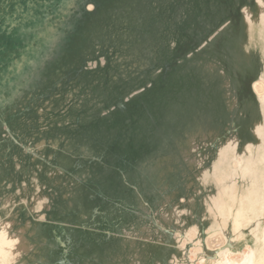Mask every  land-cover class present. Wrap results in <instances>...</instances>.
<instances>
[{"label":"rangeland","instance_id":"obj_1","mask_svg":"<svg viewBox=\"0 0 264 264\" xmlns=\"http://www.w3.org/2000/svg\"><path fill=\"white\" fill-rule=\"evenodd\" d=\"M260 1L0 0V264L20 255L45 264L241 263L264 249V224L259 232L234 233L232 223L223 232L208 230L202 220L214 215L201 213L188 226L200 221L202 229L186 232L174 216L172 229L169 217L158 215L177 208L167 195L197 210L195 194L205 188L193 179L206 177L183 171L222 168L213 167L215 143L228 136L218 85L226 77L233 91L245 68L241 51L224 40L252 20L248 30L256 38L244 60L252 59V75L263 66ZM246 7L252 13L244 18ZM252 79V95H264V80ZM252 114L242 113L253 127L260 119ZM209 118L216 132L194 134L191 165H183L178 153H186V143L177 150L176 138L187 139V123ZM258 147L245 154L253 172L264 171V146ZM169 154L180 172L159 182L153 164ZM62 167L75 175L59 173Z\"/></svg>","mask_w":264,"mask_h":264},{"label":"bare ground","instance_id":"obj_2","mask_svg":"<svg viewBox=\"0 0 264 264\" xmlns=\"http://www.w3.org/2000/svg\"><path fill=\"white\" fill-rule=\"evenodd\" d=\"M246 12H248V10H246ZM256 15H257V19H259L260 21V24L264 25V8L257 9ZM251 22L252 20H249L247 24ZM262 52H263V58H262L263 66L260 69L254 71V76L255 78H262L264 80V46L263 45H262ZM223 78L226 80V83L218 85L219 86L218 93L222 96V102L225 103L226 117H223L224 119L220 121V124L223 127L222 130H224V132H226L228 136H226L227 138L224 137L220 139L222 145L218 144L219 142L215 143L216 144L215 146H217L216 147L217 152L215 154H217L218 156L214 158L215 162L213 163V167H222L223 169L212 168V169H206L204 171H195L192 169H187L183 171L182 174H186L190 176L204 175L206 177L204 181L200 179H193V180L194 182L201 184V186L205 189L204 191H202L201 195L195 194L196 197L199 199L198 203H196L195 205L193 203V205L197 208V210H189L188 207L186 206L187 202L184 203V201H182L179 198H178L179 200L177 201L173 200L171 195H167V199H169L170 204L172 205L175 204L177 208L171 211L169 210L167 211V209L163 210L162 212H159L158 215L168 216L169 218L167 221L171 222L170 225L172 226L170 227L172 229L176 228V226H173V222H172V219L175 217L174 218L175 221L178 224L182 225V227L186 229V232L187 231L189 232L193 228H195L198 231L197 228H201L198 226L199 223H201L200 221L197 223L193 221V223L197 224L196 226L193 227L188 226V224L190 225L189 223L190 220L192 222V219H194L193 215L196 217L201 213L214 215L213 220H210V218L209 221L206 220L207 218L202 220L206 225L205 227L209 228L208 230L219 228V230L223 232L226 230L228 224L232 223L234 233H240L241 230L244 229L245 227L254 229L256 232H259L260 228L262 227V224H264V191L261 190V185L264 184L263 183L264 179L263 178L249 179V181L244 179L246 176H253L254 174L261 175L262 177H264V171H257V172L251 171L252 170L251 164L246 162L245 160L246 159L245 154L247 151L253 149L254 147L259 148L258 147L259 145L264 146V135L261 131L262 129H264V95L261 92H257L259 96H256L255 98L254 95H252L250 87L248 86V81H247L248 79L239 80L238 78V81H236V89H234L233 91H229L227 88L229 86L228 84H230L229 79L226 77ZM257 85L259 86L260 83H257L256 85L253 86L256 87ZM257 89L255 91H258ZM236 93L237 96L239 95L238 99H236L235 96L233 97V95ZM260 93L263 95L262 97H260L261 96ZM240 96H243V98L239 99ZM240 104H242V106H240ZM251 109L253 112L252 119L254 120L260 119V121L257 122L255 126H253L255 127V130H251L253 135L255 136L254 139L249 138L250 129L253 127L252 125H250V123H248L246 117L242 115L243 112H247L248 110ZM258 112H260L261 114L259 115ZM193 125L196 126V128L190 129L189 127ZM4 126L7 134H9L11 137L14 138L13 132L11 131L8 124L4 123ZM214 126H216V124L214 123V120L213 121L211 120V118L206 119L202 123H200L195 119L192 123L186 124L185 134L187 135L186 136L187 139L184 141H180L179 138H176V146L173 144L175 146V149L178 150V148H182L181 145L186 143L185 146L183 147L186 153L184 152L178 153L180 161L183 162L182 163L183 165L185 166L191 165L189 162V157L191 156L190 151H192L195 148L194 142L191 145L192 143L191 140H194L195 137H197L196 135L194 136V134L197 133L199 137L201 136L202 138H206L209 135L214 134V132H216L215 129L212 130V127L214 128ZM178 139L180 142L178 141ZM172 140H174L173 137L170 134H168L167 142L171 143ZM171 157L169 154L168 156H166L167 160L161 162L157 161L155 164H153L154 169L151 170L150 174L154 175L155 177H160L159 180L157 181L167 182L169 180L165 179L164 177H170L172 173L175 174L180 172L175 170L174 166L175 164L176 166L178 164L176 160L172 161ZM229 158H231V161L229 163H226L225 159H229ZM236 159H240L241 161L237 162ZM54 161H53L54 165L60 166V162L58 160L55 162ZM232 161L233 163H231ZM196 165L206 166L207 164L198 161ZM226 166L228 167L231 166V169L228 170L224 169ZM233 166H237V167L232 169ZM63 172L67 175H75L74 171H70L62 167L59 173H63ZM208 177H213V178L211 179ZM249 182L251 183L249 184ZM204 184L206 185V187H204ZM159 185L160 188L164 190V192L168 190L166 189L165 185H161V184ZM211 188L212 189L215 188L216 193H213L212 195H208L210 193ZM190 189L192 188L188 187V190L191 192ZM244 190L247 191L245 192ZM193 196L194 195L191 194V197ZM180 200L181 203H178L179 205H177V202H179ZM191 227L192 229H190ZM24 235H25L24 232L20 234V236L23 237ZM38 240L40 242L43 241L40 239ZM62 244L67 246V243H62ZM221 244H219V247L221 246ZM208 245H210V243ZM222 245H224V243ZM73 246H75V244L71 242L70 247L68 246V248L75 249ZM212 248H210L212 249L211 252L213 251L215 253L216 250H214L215 249L214 246ZM217 249H219L218 246ZM220 251H222V249ZM20 257L21 258L15 259L12 263L9 262L6 264H27V263L29 264L30 262L28 261V259L33 261L35 260V262H37L38 264H45L42 258L40 259L37 258V255H28V256L20 255ZM212 257L213 256H211L210 258ZM57 263L73 264V262L70 261L68 258H62L61 260H58ZM220 263L221 264H264V249L262 248L258 251H251L241 260V263H239L238 261H230L229 259L227 261Z\"/></svg>","mask_w":264,"mask_h":264},{"label":"crops","instance_id":"obj_3","mask_svg":"<svg viewBox=\"0 0 264 264\" xmlns=\"http://www.w3.org/2000/svg\"><path fill=\"white\" fill-rule=\"evenodd\" d=\"M259 2H262L259 0ZM262 5H264V3H260ZM246 6H250V5H246ZM248 7H246L244 9V18L247 17V16H250V14L252 13V9H248ZM264 8V7H263ZM246 10H248V12H246ZM243 18V19H244ZM247 20H245V23L242 25V28H241V31L237 34V35H234L232 34L231 36H226V39L224 40L225 41V45L227 47H231L232 45H234V47H236L237 49H239L241 51L240 53V60H241V63H243L245 65V68L238 73V75L242 74V80L243 79H252V78H255L254 75H252V71H251V58H248L249 60V64H247V60H244L245 57H246V52L248 50H252L253 49V44H254V39L256 38V32L254 31H251V30H248V27L250 25H252V23H249L247 24ZM232 32H235L234 29H231ZM256 50H257V45H256ZM257 53L258 52H255V55L253 56V62L257 64V60H258V57H257ZM262 55H263V52L261 51ZM261 62H262V59H261ZM257 69H260L259 67L255 68V71ZM254 72V71H253ZM253 81H256L257 79H252ZM251 80V81H252ZM248 81V80H247ZM251 81L248 82V86L250 87L251 86ZM252 81V82H253ZM205 84V83H204ZM253 84V83H252ZM247 85V84H246ZM203 86V85H202Z\"/></svg>","mask_w":264,"mask_h":264}]
</instances>
